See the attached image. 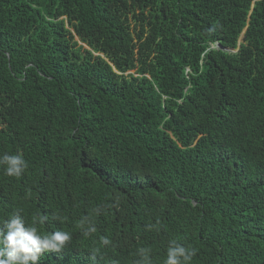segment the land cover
<instances>
[{
	"label": "trees",
	"instance_id": "16d2710c",
	"mask_svg": "<svg viewBox=\"0 0 264 264\" xmlns=\"http://www.w3.org/2000/svg\"><path fill=\"white\" fill-rule=\"evenodd\" d=\"M5 153L0 227L72 233L39 264H264V0H0Z\"/></svg>",
	"mask_w": 264,
	"mask_h": 264
},
{
	"label": "clouds",
	"instance_id": "9594fccd",
	"mask_svg": "<svg viewBox=\"0 0 264 264\" xmlns=\"http://www.w3.org/2000/svg\"><path fill=\"white\" fill-rule=\"evenodd\" d=\"M0 167L8 177L19 179L25 173L28 163L22 154L0 155ZM116 206H119L117 197ZM101 207L97 206L87 215L80 217L76 227L82 235L89 237L97 232L94 216L101 214ZM65 217L59 213L48 214L33 213L30 217L23 213L22 208L10 214V218L0 227V264H39L46 252H61L72 240V233L64 230L45 232L43 226L57 221L63 223ZM151 230L153 225H146ZM102 245H110L108 238H102ZM99 251V249H97ZM150 247H140L136 255V264H152ZM196 251L177 240L169 242L166 249V259L163 264H191Z\"/></svg>",
	"mask_w": 264,
	"mask_h": 264
}]
</instances>
